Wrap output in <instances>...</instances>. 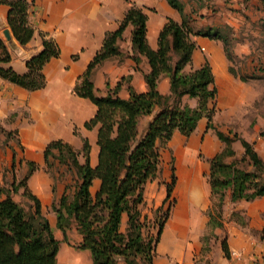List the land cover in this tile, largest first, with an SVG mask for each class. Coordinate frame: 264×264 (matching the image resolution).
<instances>
[{
    "label": "trees",
    "instance_id": "trees-1",
    "mask_svg": "<svg viewBox=\"0 0 264 264\" xmlns=\"http://www.w3.org/2000/svg\"><path fill=\"white\" fill-rule=\"evenodd\" d=\"M181 14L182 20L168 18L158 35V47L153 49L146 39L147 14L142 6L131 3L119 26L106 32L101 48L95 53L86 70L78 77L73 91L90 99L96 105L93 117L84 123L86 128L98 125V162H89L90 145L84 139L82 151L61 139L50 141L44 149L46 165L58 156L70 163L77 176L72 194L64 192L55 208L57 225L67 237L66 231L72 223L82 234L80 247L88 248L92 264H155L156 245L159 241L164 219L159 222L155 234L150 233V221L143 214L144 188L153 179L160 166V142L165 144L178 129L189 136L200 117L208 118L207 127L214 128L212 117L217 88L207 61L188 72L184 67L190 62L195 47L192 34L208 35L220 39L224 50L231 58L229 38L223 36L219 28L194 29L190 16L184 12L180 0H168ZM264 10V0H260ZM9 5L7 22L20 44H26L34 33L28 21L29 0H0ZM127 25H132L131 57L138 65L140 56L148 59L150 69L144 73L147 90L136 91L129 86V97L118 95L120 82L105 94H99L93 81L96 67L104 61L118 56L120 40ZM60 49L50 37L43 36L42 48L26 60L27 70L18 73L11 66L1 63L10 61V52L0 39V76L24 88L35 90L45 86L43 66L52 57H57ZM136 65V66H137ZM162 75L170 78V92L163 94L157 83ZM130 76L122 77L129 81ZM184 95L196 97L197 105L183 103ZM212 106H209V103ZM149 116L143 128L140 120ZM1 127V126H0ZM10 135V131L1 128ZM223 141L222 149L210 161L209 182L211 196L218 195L217 214L208 211L209 223L221 225V215L226 192L232 200H252L264 195V159L253 146L238 133L226 134L215 128ZM260 134L264 135V132ZM239 139L244 148L237 157L232 142ZM83 161H79V155ZM228 157H231L228 159ZM30 169L36 164L29 161ZM15 178V176L13 175ZM100 179L95 194L90 191L94 178ZM176 178L171 173V182L166 184V199L172 193ZM23 194L33 202L34 210L29 214L25 207L12 197L19 184L15 179L11 188L0 186V264H57L58 239L55 238L48 219L41 212L40 200L26 186ZM68 186H66V189ZM171 205V203H170ZM171 207V206H170ZM169 207V208H170ZM160 207L155 209L159 211ZM126 213V225L122 229V215ZM37 217V218H36ZM222 248L229 255L226 239Z\"/></svg>",
    "mask_w": 264,
    "mask_h": 264
},
{
    "label": "crops",
    "instance_id": "crops-1",
    "mask_svg": "<svg viewBox=\"0 0 264 264\" xmlns=\"http://www.w3.org/2000/svg\"><path fill=\"white\" fill-rule=\"evenodd\" d=\"M29 2L28 21L33 27L34 33L26 44H20L13 35L7 22L9 5L0 2V39L7 46L11 56L9 62L1 63V65H9L18 73H24L27 70L26 60L42 48L43 36L50 37L57 43L60 54L44 64L42 71L46 84L42 88L30 90L0 76V126L6 130L16 129L21 146L20 150L14 146L12 148L15 151L6 149L7 164L4 163V165H11L12 161V165H14L16 159L14 152L22 156V168H26V186L39 198L41 212L47 217L52 230L54 226L58 229L53 233L58 239L59 247L61 242L66 245L65 253L60 260L57 259V264H68V259L70 264H89V253L91 255V252L88 248L80 247L82 234L77 225L75 223L70 225L74 224L76 228L74 229L77 231L74 242L69 238L73 228L69 227L66 231L67 237H64L63 231L57 225L55 208L58 206L62 194L67 191L66 182L55 181L46 172L44 149L50 141L61 139L81 152L84 139H87L90 145L89 162L91 166H95L98 162L99 152L98 125L86 128L84 123L94 116L97 107L90 99L79 96L73 91L76 80L84 73L95 53L101 48L106 32L119 26L131 3L142 6L147 14L146 39L153 49L158 47L159 32L168 18L180 22L182 17L168 0H29ZM184 12L188 13L185 6ZM211 17L208 21L200 24L201 29L223 26L221 19L217 22L212 21ZM227 23L236 30L235 26L238 25L236 22L228 19ZM241 23V26L248 25V22L245 24L242 21ZM250 23L256 24L255 20ZM5 29H8L9 38L4 34ZM132 29V25H127L123 31L122 39L119 42L121 54L104 61L95 68L93 81L99 94H105L108 89H113L120 80L118 95L123 98L129 97V86L138 92L147 90L144 73L149 71L150 65L144 55H139L138 65L131 57L134 53L131 42ZM191 37L195 41V47L191 51V60L184 67V71L188 72L197 68L205 61L209 63L214 76V85L217 88L212 122L218 121L220 125L218 130L226 133L228 127L222 128V124L233 122L235 116L240 112V107L248 105L253 99L255 87L250 82L253 81V78L248 79L250 81L244 80L242 76L238 75L240 74L238 71L232 69V59L226 54L220 39L201 35V33L192 34ZM248 49L249 44L247 43L246 45L237 44L233 51L234 53L247 52ZM251 68H254L253 63ZM128 75L130 76L129 81L122 80V77ZM157 87L161 93H169V76L162 75L158 80ZM248 89L251 90L250 96L247 94ZM196 99V97L184 95L182 101L194 107L197 105ZM209 106H212L211 102ZM149 118V116L141 118L140 128L145 126ZM207 122L206 116L200 117L189 136L183 135L176 129L171 139L165 143L174 147L178 176L175 187L179 203L170 220L174 219L179 208L182 209L183 205L186 207L185 216L187 219L185 218V236L182 239L181 252L175 255L176 247L167 251L161 247L163 233L169 227V220L163 227L161 238L156 245V252L160 251L164 257L155 261L157 257L155 255L154 263L192 264L194 254L202 250L201 235L211 232V237L207 242L210 249L207 253L205 252L209 259L206 264H264V195L252 200H232L229 195L230 191L226 192L220 218L222 224L210 226L208 219V208L212 197L209 182L210 161L222 149L224 143L217 136L214 128L207 127ZM241 137L252 142L258 151L255 138ZM236 141L240 143L235 144ZM259 143L260 141H258ZM178 144H181L184 149H190L188 156L195 163L191 166L190 184L186 190L182 189V183L180 184L182 177L178 175V162L181 161L177 152ZM199 144L205 161H200L196 156ZM232 147L237 157L243 155L244 148L239 139L232 142ZM29 161L36 164L35 169H30ZM79 161H83L81 154ZM1 183L2 171H0V185ZM99 186L100 179L96 177L90 186L91 193L95 194ZM3 197L4 195L0 198ZM165 198L166 185L162 203ZM126 219V213H123L122 229L126 225ZM224 238L229 255H226L222 248L221 242ZM74 249H81L82 256L78 252L72 251ZM86 249L89 250V253ZM168 256L173 258L170 260ZM174 258L180 259V262L175 263Z\"/></svg>",
    "mask_w": 264,
    "mask_h": 264
},
{
    "label": "rangeland",
    "instance_id": "rangeland-1",
    "mask_svg": "<svg viewBox=\"0 0 264 264\" xmlns=\"http://www.w3.org/2000/svg\"><path fill=\"white\" fill-rule=\"evenodd\" d=\"M184 3V6L187 8V14L190 16L192 28L198 29L200 28V24L205 21H208L211 17L212 21L222 20L223 26L219 28L220 32L223 36L229 38L230 47L232 48L231 59L233 62L232 69L234 71H238L240 76L244 78V80L250 81L248 79L253 78V83L255 89L253 94V99L246 106L240 107V112L235 116V120L233 122H226L222 124V128L227 126L228 131L226 134L232 135L234 132L238 133L240 136H244L247 138H255L256 146L264 158V140L263 136L260 135L261 132H264V10H262V3L259 0H180ZM230 19L236 24V30L232 29L227 23V20ZM252 20H255L256 24L250 23ZM248 22V25L241 26V22ZM250 21V22H249ZM249 44V49L247 52L240 51L238 53H234L233 48L237 44L246 45ZM240 50V49H239ZM252 63L254 64V68L252 69ZM251 90H247V94L250 96ZM214 125V129H218L220 127L218 121L211 122ZM0 127V171H2V183L0 186H4L5 188H11V182L15 179L16 183L19 184V188L16 192L12 193L13 198L17 201L21 202L25 209L29 214H32L34 207L32 206V200L23 194L24 186L22 183L26 182L25 180V172L26 168H22V156L19 154H15V163L11 165L7 164V156L6 149H11L15 151L12 147L14 146L18 150H20V144L17 138L16 129H9L10 135L6 134V131L1 130ZM6 130V129H5ZM8 131V130H7ZM258 141L260 143L258 144ZM239 144V141H236ZM177 143V142H175ZM174 143V146L176 144ZM184 143V142H183ZM234 146V145H233ZM160 150V166L158 173L156 176L147 181L145 184V202L142 206L143 214H145L149 221L150 227L149 232L155 234L158 230L159 222L164 219V216L167 214V219L164 221L163 227L166 226L167 222L172 217L175 208L179 203L178 195L176 194L175 184L177 182L178 176L176 174V162L174 156V147H170L169 145L163 144L160 142L159 144ZM177 152L179 154V158L182 161L178 162V175L182 177V189L186 190L189 186V183L186 182V174L188 165L185 164L186 157L190 152L189 148L184 149L181 147V144H178ZM196 156L200 161H205L204 153L201 150L200 144L196 149ZM231 157H228L230 159ZM194 161V160H193ZM46 172L52 177L55 181H64L66 182V189L69 194H72L73 188L77 183V176L75 171L71 168L70 163L68 161H64L60 159L58 156L51 158V164L49 166L46 165ZM175 174V184L172 189V193L168 199L165 198L162 203V199L164 196V187L168 182H171V173ZM13 174L15 178L13 177ZM2 195L5 196L4 193H0V197ZM219 199L218 195H214L211 197V204L208 208L212 214H217L219 210ZM171 203V205H170ZM160 207L159 211L155 212V209ZM171 206V207H170ZM170 207V208H169ZM184 210V214L186 215V207L182 206V209L179 208L177 215L182 214ZM223 212V209H222ZM44 215V214H43ZM177 215L174 219L169 221V226L171 222H175ZM45 216V215H44ZM46 217V216H45ZM37 218V217H36ZM47 218V217H46ZM187 219V218H186ZM186 219L181 224V229L179 231V235L176 238L178 241V246L175 255L179 254L182 249V239L185 236V227L184 224ZM181 222V221H180ZM210 226H213L210 224ZM73 230L70 231L69 238L74 242L76 240L77 231L75 230V226H70ZM75 228V229H74ZM169 229V228H168ZM56 227H53V231H57ZM166 231V230H165ZM163 233V237H167V233ZM68 234V233H67ZM167 234V235H166ZM211 237V232L205 235H201L200 240L202 241V250L199 253L194 254L193 263L192 264H206L208 262V258L206 257L205 252L207 253L210 249V246L207 242H209V238ZM161 238V235H160ZM163 240V238H162ZM162 249H164L162 247ZM169 249H171L169 247ZM66 245L61 242L59 247V252L57 253V259H61V256L65 253ZM81 250V249H80ZM79 249H74L72 251L78 252L79 255L82 256V251ZM89 253V250L86 249ZM155 261L164 257V255L160 252H156ZM90 263L91 255L89 253ZM168 258L171 260L173 257ZM175 263H179L180 259L174 258ZM68 264H70L68 259Z\"/></svg>",
    "mask_w": 264,
    "mask_h": 264
},
{
    "label": "bare ground",
    "instance_id": "bare-ground-1",
    "mask_svg": "<svg viewBox=\"0 0 264 264\" xmlns=\"http://www.w3.org/2000/svg\"><path fill=\"white\" fill-rule=\"evenodd\" d=\"M185 164L188 165L187 174H186V182L190 184L191 171H192L191 166L194 165L195 163H194L193 159L187 155ZM185 218H186V216H185L184 210H183L182 214L177 215L175 222L174 221L171 222L170 226L168 227L169 229L168 228L166 229L165 233H167L168 236L163 237V240L161 243V247H163L165 251L169 250V247L170 248H175V247L177 248L178 241H176V238L179 235V231L181 229V224Z\"/></svg>",
    "mask_w": 264,
    "mask_h": 264
},
{
    "label": "water",
    "instance_id": "water-1",
    "mask_svg": "<svg viewBox=\"0 0 264 264\" xmlns=\"http://www.w3.org/2000/svg\"><path fill=\"white\" fill-rule=\"evenodd\" d=\"M4 34H5V36H6L7 38L10 37V34H9V32H8V29H5V30H4Z\"/></svg>",
    "mask_w": 264,
    "mask_h": 264
}]
</instances>
